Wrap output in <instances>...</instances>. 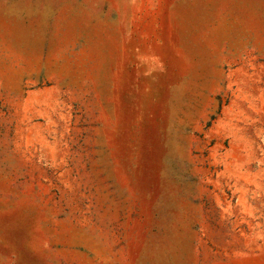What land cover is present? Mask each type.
Instances as JSON below:
<instances>
[{"label": "rangeland", "instance_id": "374dc122", "mask_svg": "<svg viewBox=\"0 0 264 264\" xmlns=\"http://www.w3.org/2000/svg\"><path fill=\"white\" fill-rule=\"evenodd\" d=\"M0 264H264V0H0Z\"/></svg>", "mask_w": 264, "mask_h": 264}]
</instances>
